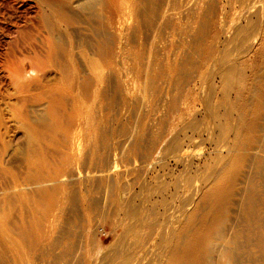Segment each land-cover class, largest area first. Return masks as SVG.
<instances>
[{
    "label": "bare ground",
    "instance_id": "obj_1",
    "mask_svg": "<svg viewBox=\"0 0 264 264\" xmlns=\"http://www.w3.org/2000/svg\"><path fill=\"white\" fill-rule=\"evenodd\" d=\"M27 1L0 66L27 141L6 162L1 118L0 264H264V0ZM111 101L131 118L107 148ZM101 192L132 244L87 241Z\"/></svg>",
    "mask_w": 264,
    "mask_h": 264
},
{
    "label": "rangeland",
    "instance_id": "obj_2",
    "mask_svg": "<svg viewBox=\"0 0 264 264\" xmlns=\"http://www.w3.org/2000/svg\"><path fill=\"white\" fill-rule=\"evenodd\" d=\"M32 4L33 3H31V2L29 3V1H27V0H0V66H1L2 60L5 59L6 54L8 53L7 50L8 51L10 50L11 42L17 38L18 30L19 29L22 30L23 27L25 29L27 26H28L27 27V29H28V28H30L29 27L30 23L36 21V19H37L36 17L38 14L37 11L29 9L30 5H32ZM228 12L230 14L234 13V9H233L232 5H230L228 7ZM6 83L7 82L5 79V73H3V71L0 69V120H1V118H4L6 121V122L4 121L6 124V125L5 124L4 125H5V127H8L10 130V131L8 130L10 133L8 132L7 134H5L4 140L7 143L9 141L8 144L6 143L7 146L9 145L8 148L11 145L10 150H8V148H7L6 155H5L7 157H5L4 160L6 162H8V161L12 162V160H14L13 157L15 156V154L17 155L19 160H20L19 157L22 158V155H24L23 152H25V149L27 146V141H26V137H25L23 131L22 130H16V128H15L16 125H14L13 123L8 121L9 116L6 112V107H5V102H6L5 95L7 92L6 88H8ZM124 108L126 109V107H124V104H122L121 102L117 103L114 101L106 102L101 107L99 105L97 107V110H96L97 114L98 115H105L109 120L107 123V126H108L107 132L109 134H108L107 139L105 140V145L107 148L108 147L111 148L113 146V144L115 145L116 141H118L116 146H119L121 142L122 143L124 142V141H121V137H113L112 138V135L109 132V130H111L110 128H114L115 126H118V125L125 126L128 123V120L131 117H129V115H126L127 111ZM182 108L184 109V106H182ZM201 110H202L201 105H196L193 112H200ZM223 112H224V108H222V110H221V113H223ZM115 119H118V121H116V123L114 122ZM111 120H113L112 124H111ZM177 121L178 120H176V121L174 120V124ZM5 127H4V129L2 128L3 132H5V130H6ZM169 127H170V125H169ZM178 130L179 129H177V131ZM155 131H158V130H155ZM177 131H175V133ZM109 145H111V146H109ZM22 147H24L23 151H22ZM19 149H20V151L18 153L17 150H19ZM207 151L210 152V149H207ZM21 153H23V154H21ZM12 154L14 156H11ZM49 154H53V151L49 152ZM156 155H157V153H156ZM18 159H16V160L19 161ZM103 191L105 192V189ZM104 192H101V193H99L100 195H98V198L101 199L102 205L104 206L102 209V212L104 211L103 212L104 214L101 213V214L94 215L95 217L93 216L94 225H93V229L91 230L92 232L88 236H86V238L90 237L89 239H87V241L91 242V245L95 251H102V250L104 251V250L111 249L118 242H123L124 240L129 241V244H132L133 242L136 241L135 234L133 231L126 230V228L119 227L114 223L113 219H117V221L119 220V216H115V214H114V207H115L114 200H115V198L113 196L108 201L106 199V195L104 194ZM106 192H107V190H106ZM79 216H80L79 218L81 219L82 216L80 214H79ZM77 221L81 222L80 220H77ZM263 222H264V219H262V223ZM76 229H78V228H75L74 230H76ZM79 229H78V232H81V228H79ZM121 230H123V231L125 230L124 235H123V232H121ZM94 236H95V238H94ZM115 241H117V242H115Z\"/></svg>",
    "mask_w": 264,
    "mask_h": 264
}]
</instances>
